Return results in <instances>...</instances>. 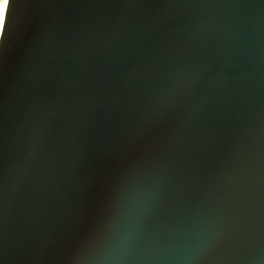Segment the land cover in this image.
<instances>
[{"label":"water","instance_id":"95a60500","mask_svg":"<svg viewBox=\"0 0 264 264\" xmlns=\"http://www.w3.org/2000/svg\"><path fill=\"white\" fill-rule=\"evenodd\" d=\"M0 264H264V0H8Z\"/></svg>","mask_w":264,"mask_h":264},{"label":"bare ground","instance_id":"6f19581e","mask_svg":"<svg viewBox=\"0 0 264 264\" xmlns=\"http://www.w3.org/2000/svg\"><path fill=\"white\" fill-rule=\"evenodd\" d=\"M7 4H8V0H4L1 4H0V37L2 34V30H3V25H4V20H3V13L6 12L7 10Z\"/></svg>","mask_w":264,"mask_h":264},{"label":"snow or ice","instance_id":"6c2138e0","mask_svg":"<svg viewBox=\"0 0 264 264\" xmlns=\"http://www.w3.org/2000/svg\"><path fill=\"white\" fill-rule=\"evenodd\" d=\"M2 15H3V20H4V23H5V26H6L7 12H4Z\"/></svg>","mask_w":264,"mask_h":264},{"label":"rangeland","instance_id":"374dc122","mask_svg":"<svg viewBox=\"0 0 264 264\" xmlns=\"http://www.w3.org/2000/svg\"><path fill=\"white\" fill-rule=\"evenodd\" d=\"M4 0H2V2H3ZM2 2H0V4L2 3Z\"/></svg>","mask_w":264,"mask_h":264},{"label":"clouds","instance_id":"9594fccd","mask_svg":"<svg viewBox=\"0 0 264 264\" xmlns=\"http://www.w3.org/2000/svg\"><path fill=\"white\" fill-rule=\"evenodd\" d=\"M0 2H2V0H0Z\"/></svg>","mask_w":264,"mask_h":264}]
</instances>
